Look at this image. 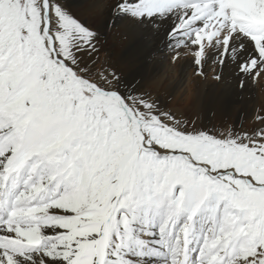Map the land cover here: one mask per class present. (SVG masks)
Masks as SVG:
<instances>
[{
  "label": "snow or ice",
  "instance_id": "snow-or-ice-1",
  "mask_svg": "<svg viewBox=\"0 0 264 264\" xmlns=\"http://www.w3.org/2000/svg\"><path fill=\"white\" fill-rule=\"evenodd\" d=\"M100 5L0 0V264H264V115L209 127L181 63L264 77V0H106L167 83L108 62Z\"/></svg>",
  "mask_w": 264,
  "mask_h": 264
},
{
  "label": "bare ground",
  "instance_id": "bare-ground-1",
  "mask_svg": "<svg viewBox=\"0 0 264 264\" xmlns=\"http://www.w3.org/2000/svg\"><path fill=\"white\" fill-rule=\"evenodd\" d=\"M106 16V0H101L100 8L89 14V22L94 19V25H101V30L106 33V35L108 36V42L110 41L113 44V47H118V50L122 52L126 46V42L128 41H132L134 45L143 44V46L146 47V49L144 48L145 53L140 54L139 52H137L135 56H132V59L130 61L125 62L124 60H120L123 65L120 64L119 68L122 69L125 73L136 68L138 66V63L147 61L148 69H151L153 66H155L159 68L161 76L165 74L167 75L168 79L166 83L175 79L176 76L180 74V69L178 67L170 66L165 62L164 58L167 55L166 53L157 52L154 49L147 47L145 42L140 38L137 30L134 27L129 26L126 22L118 21L116 27L111 30L103 29L101 22L106 18ZM119 51L116 53L117 56L119 54ZM119 57H121L120 54ZM117 59L119 60V58ZM181 63L184 64L183 71L186 81V93L189 97H191V100L187 103V105L191 106V109L193 111H199L201 116L206 115L207 119H205L204 122L209 127L212 126L213 121H221L224 123L229 120H234V118L236 117V111L230 110L232 107L229 106V104L233 103L234 100H231L232 95L229 94H232L231 91H233L234 87H236L235 81L228 82L227 80H225L224 82H217L212 79L210 71L208 80L203 81L199 77H193L194 66H192L187 61H182ZM206 71L208 70L206 69ZM194 84L198 85V87L194 88ZM246 89L247 92H245L240 97V105H243L242 108H251V118L254 116L256 110L261 109L262 111H264V77L260 78L254 84L252 82H249L246 86ZM194 92L195 95L193 96ZM212 96H216L217 98L215 97L216 99H213V107L211 110H209V106H211L209 105V99ZM184 106L185 105H183V107Z\"/></svg>",
  "mask_w": 264,
  "mask_h": 264
},
{
  "label": "rangeland",
  "instance_id": "rangeland-1",
  "mask_svg": "<svg viewBox=\"0 0 264 264\" xmlns=\"http://www.w3.org/2000/svg\"><path fill=\"white\" fill-rule=\"evenodd\" d=\"M91 24L93 23L94 25V22L95 20L92 19L91 21ZM125 48L122 52H120L118 50V47L116 48L115 46L113 47V44L109 41L107 45H105V47L108 48V51L110 52L111 54V59L108 61L109 63L119 67L120 64L123 65V63L120 61V60H124L125 62L126 61H130L132 59V56L136 55L137 52H139L140 54L142 53H145V49L146 47L143 46V44H133L132 41H128L126 42L125 44ZM139 48V49H138ZM145 48V49H144ZM133 51H132V50ZM128 50V51H127ZM131 50V51H130ZM139 50V51H138ZM119 51V54L121 57H119V54L118 56L116 55V53ZM135 51V53H134ZM128 52V53H127ZM123 53V54H122ZM117 56V57H116ZM105 53H100L99 55V61L100 63H103L105 61ZM119 58V60L117 59ZM128 58V60H127ZM120 62V63H119ZM153 63V62H152ZM148 68V66H147ZM245 92H247V89L245 88L243 92L239 91V89L237 87H234V90L231 91L232 94H229V95H232L231 97V100H234L233 103L229 104L230 107H232L230 110H233V111H236V117L234 118V120H229L227 122H221V121H213L212 123V126L211 127H215V128H220V127H228L229 125L239 129V130H247V129H251V128H255V127H258L259 125V121L256 120V116L257 115H264V111H262L261 109H258L255 111V114L253 117L250 118V114H251V108L248 109V108H242L243 105H240L241 103V95H243ZM236 93V94H235ZM216 97V96H215ZM215 97H211L209 99V110L212 109V103H214L213 99ZM238 97V98H237ZM217 98V97H216ZM215 98V99H216ZM237 103V104H236ZM183 107V105H181ZM208 106V105H207ZM226 106V105H225ZM228 106V105H227ZM238 106V107H237ZM187 107H190L189 105H187ZM234 107V108H233ZM240 108V109H238ZM261 111V112H260ZM210 113V112H208ZM250 118V119H249ZM231 121V122H230ZM234 124V125H233Z\"/></svg>",
  "mask_w": 264,
  "mask_h": 264
}]
</instances>
